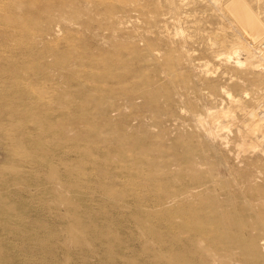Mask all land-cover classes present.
Wrapping results in <instances>:
<instances>
[{
  "label": "rangeland",
  "instance_id": "obj_1",
  "mask_svg": "<svg viewBox=\"0 0 264 264\" xmlns=\"http://www.w3.org/2000/svg\"><path fill=\"white\" fill-rule=\"evenodd\" d=\"M263 47L264 0H0V264H167L172 248L181 258L205 256L204 264H251L248 238L260 241L264 255V126L253 131L251 115L264 105V69L257 66ZM233 50L240 53L230 59ZM237 57L254 64L238 66ZM37 112L54 121L37 124ZM38 139L53 149L57 171L65 170L54 180L39 158ZM169 209L178 216L166 219ZM207 213L214 225L228 226L234 257L210 241L218 227L202 239L196 229L181 231L184 223L205 226ZM147 214L154 216L151 225L139 222ZM154 231L165 235L162 243ZM179 232L183 238L173 239ZM183 245L185 251L175 250Z\"/></svg>",
  "mask_w": 264,
  "mask_h": 264
},
{
  "label": "bare ground",
  "instance_id": "obj_2",
  "mask_svg": "<svg viewBox=\"0 0 264 264\" xmlns=\"http://www.w3.org/2000/svg\"><path fill=\"white\" fill-rule=\"evenodd\" d=\"M30 1V0H29ZM32 1V0H31ZM62 1V0H61ZM64 3V2H63ZM111 4V3H110ZM113 4V3H112ZM160 7V6H159ZM99 8H100V6H99ZM124 9V8H123ZM31 10V9H30ZM127 11V10H126ZM117 12V11H116ZM114 13V12H113ZM26 14V13H25ZM28 15V14H27ZM30 16V15H29ZM2 17V16H1ZM28 17V16H27ZM41 17V16H40ZM157 17V16H156ZM35 18V17H34ZM4 19V18H3ZM33 19V18H32ZM15 20H17V19H15ZM31 20V19H30ZM17 22V21H16ZM46 22V21H45ZM9 23V22H8ZM7 23V24H8ZM50 24V23H49ZM12 25H15V23L14 24H12ZM16 26V25H15ZM20 26V25H19ZM22 26V25H21ZM20 28H22V27H20ZM45 29V28H44ZM23 30V29H22ZM21 30V31H22ZM25 30V29H24ZM43 30V29H42ZM11 31V30H10ZM16 31H18V29L16 30ZM50 31V30H49ZM114 37V36H113ZM50 40V39H49ZM44 42V41H43ZM31 43V42H30ZM253 43V42H252ZM118 44V43H117ZM25 47V46H24ZM32 47V46H31ZM137 48V47H136ZM264 48V47H263ZM117 49V48H116ZM121 49V48H120ZM97 50H99V49H97ZM76 51H78V50H76ZM234 52H232V53H230V54H227V56H229V58L230 59H232V58H236L235 56H237L238 55V53H240V52H238L239 50H233ZM155 52V51H154ZM262 53H264V50L263 51H261ZM25 53V52H24ZM63 53V52H62ZM99 53V52H98ZM117 53V52H116ZM103 54V53H102ZM36 55V54H35ZM78 55V54H77ZM143 55V54H142ZM240 55V54H239ZM264 55V54H263ZM8 56V55H7ZM27 57H28V55H27ZM26 57V58H27ZM38 57V56H37ZM152 57V56H151ZM56 58V57H55ZM59 58V57H58ZM63 58V57H62ZM37 59V58H36ZM92 59H93V57H92ZM150 59V58H149ZM168 59V58H167ZM178 59V58H177ZM94 60V59H93ZM22 61V60H21ZM61 61V60H60ZM91 61V60H90ZM259 62V61H258ZM35 63V62H34ZM236 63H237V65L238 66H245V65H247V64H254V62H253V59H248V58H246L245 60H241L240 58H238L237 57V60H236ZM65 64V63H64ZM152 64V63H151ZM11 65V64H10ZM162 65V64H161ZM39 66V65H38ZM55 67H56V65H54ZM65 66V65H64ZM257 66L259 67V68H261V69H264V62H262V63H259V64H257ZM15 67H16V65H15ZM35 67H36V65H35ZM144 67V66H143ZM150 67H152V66H150ZM13 68V67H12ZM57 68V67H56ZM60 68V67H59ZM9 69V68H8ZM20 69V68H19ZM26 69V68H25ZM24 69V70H25ZM53 69V68H52ZM61 69V68H60ZM89 69V68H88ZM11 70H13V69H11ZM15 71H16V69H15ZM20 71V70H19ZM26 71V70H25ZM7 72V71H6ZM93 72H95V71H93ZM20 73V72H19ZM37 73V72H36ZM42 73V72H41ZM88 73V72H87ZM90 73H92V72H90ZM111 73V72H110ZM109 73V74H110ZM164 73V72H163ZM97 74V73H96ZM63 75V74H62ZM74 75V74H73ZM44 76V75H43ZM86 76V75H85ZM108 76V75H107ZM260 76V75H259ZM258 76V77H259ZM8 77V76H7ZM27 77V76H26ZM30 77V76H29ZM86 77H88V76H86ZM21 78V77H20ZM90 78V77H89ZM32 79V78H31ZM82 79V78H81ZM106 79V78H105ZM100 80V79H99ZM102 80V79H101ZM263 80V79H262ZM261 80V81H262ZM30 81V80H29ZM45 81V80H44ZM141 81V80H140ZM257 81V80H256ZM26 82V81H25ZM246 82V81H245ZM263 82V81H262ZM42 83V82H41ZM247 83H249V82H247ZM257 83H258V81H257ZM84 84V83H83ZM111 84V83H110ZM159 84V83H158ZM207 84H209V83H207ZM15 85V84H14ZM19 85V84H18ZM30 85V84H29ZM263 85V84H262ZM261 85V86H262ZM225 86V85H224ZM264 86V85H263ZM21 87V86H20ZM23 88V87H22ZM94 89V88H93ZM186 89V88H185ZM23 90V89H22ZM28 91V90H27ZM93 91V90H92ZM99 91H101V90H99ZM104 91V90H103ZM25 92H26V90H25ZM90 92V91H89ZM87 93V92H86ZM98 93V92H97ZM185 93H187V92H185ZM27 94V93H26ZM131 94V93H130ZM24 95V94H23ZM28 95V94H27ZM26 95V96H27ZM88 95V94H87ZM127 95V94H126ZM158 95V94H157ZM182 95V94H181ZM213 95V94H212ZM11 96V95H10ZM30 96V95H29ZM86 96V95H85ZM230 96H232V95H230ZM105 97V96H104ZM181 97V96H180ZM94 98V97H93ZM96 98V97H95ZM99 98V97H98ZM148 98V97H147ZM230 98V97H229ZM9 99V98H8ZM105 99V98H104ZM128 99V98H127ZM231 99V98H230ZM32 100V99H31ZM103 100V99H102ZM110 100V99H109ZM115 100V99H114ZM237 100V99H236ZM236 100H234V101H236ZM89 101V100H88ZM87 101V102H88ZM113 101V100H112ZM60 102H61V99H60ZM233 102V100L231 101V103ZM238 102V101H237ZM240 103V102H239ZM17 104V103H16ZM15 104V105H16ZM33 104V103H32ZM106 104V103H105ZM5 105V104H4ZM20 105V104H19ZM21 106H23V105H21ZM41 108H45L46 109V107H43V106H41V105H39ZM95 106V105H94ZM93 106V107H94ZM152 106V105H151ZM7 107V106H6ZM5 107V108H6ZM9 107V106H8ZM24 107V106H23ZM27 107V106H26ZM26 107H24V108H26ZM35 107V106H34ZM239 107V106H238ZM262 107H264V105H262V106H260V107H258L251 115H252V117H253V125H252V130L253 131H257V130H261L262 129V126H264V111L263 110H261V108ZM17 108V107H16ZM38 109H37V111H39V107H37ZM210 108V107H209ZM6 109H8V108H6ZM15 109V108H14ZM18 109V108H17ZM57 109V108H56ZM1 110V109H0ZM92 110V109H91ZM4 111V110H3ZM9 111V110H8ZM32 111H34V110H32ZM42 112H45V111H43V110H41ZM40 111V112H41ZM86 111V110H85ZM184 111V110H183ZM30 112V111H29ZM36 111H34V113H35ZM40 112H37V114L35 115V118H34V120L36 119L37 120V122H39V123H37V124H40V123H42V124H40V125H43V123H46L47 121H50V120H53V118L52 117H50L51 115H46L47 113H45L44 115L43 114H41ZM156 112V111H155ZM221 112V111H220ZM4 113V112H3ZM2 113V114H3ZM15 114H16V112H14ZM32 113V112H31ZM30 113V114H31ZM40 113V114H39ZM55 113V112H54ZM53 113V114H54ZM226 113H229L228 111L226 112ZM21 114H23V113H21ZM49 114V113H48ZM52 114V115H53ZM91 114V113H90ZM153 114V113H152ZM224 114V113H223ZM18 115V114H17ZM55 115V114H54ZM61 115V114H60ZM60 115H58V116H60ZM68 115V114H67ZM89 115V114H88ZM9 116V115H8ZM29 116V115H28ZM33 116H34V114H33ZM83 116V115H82ZM199 116V115H198ZM31 117H32V115H31ZM31 117H29V119L31 118ZM93 117V116H92ZM51 118V119H50ZM80 118V117H79ZM197 118V117H196ZM84 119V118H83ZM92 119V118H91ZM202 119V118H201ZM67 120V119H66ZM188 120V119H187ZM197 120V119H196ZM54 121V120H53ZM63 121V120H62ZM95 121V120H94ZM200 121V118H198V122ZM30 122V121H29ZM67 122V121H66ZM77 122V121H76ZM98 122V121H97ZM142 122V121H141ZM167 122V121H166ZM201 122V121H200ZM36 123V122H35ZM56 121L55 122H53V124H51V123H49L50 124V126H48V125H45L46 127L48 126V129L49 130H51V131H53L54 129H55V126H56ZM78 123V122H77ZM132 123V122H131ZM144 123H145V121H144ZM5 124V123H4ZM22 124V123H21ZM63 124V123H62ZM83 124V123H82ZM201 124V123H200ZM36 125V124H35ZM65 125V124H64ZM75 125V124H74ZM131 125V124H130ZM26 126H27V124H26ZM57 126H59V125H57ZM62 126V125H61ZM97 126V125H96ZM64 127V126H63ZM72 127V126H71ZM101 128H102V126H100ZM106 127V126H105ZM29 128V127H28ZM35 128V127H34ZM54 128V129H53ZM66 128H68V127H66ZM76 128V127H75ZM80 128V127H79ZM94 128V127H93ZM133 128H135V127H133ZM193 128H195V127H193ZM251 128V127H250ZM65 129V128H64ZM136 129V128H135ZM178 129H180V127L178 128ZM57 130H59L60 131V129H56V131ZM196 130V129H195ZM55 131V132H56ZM66 131V130H65ZM118 131V130H117ZM251 131V130H250ZM83 132V131H82ZM101 132V131H100ZM110 133H113L112 131H109ZM202 132V131H201ZM50 135H51V133H50V131L48 132ZM56 133H59V132H56ZM98 133V132H97ZM96 133V134H97ZM167 133V132H166ZM189 133V132H188ZM252 133V132H251ZM44 134H45V132H44ZM54 133H52V135H53ZM61 134V136H62V132L60 133ZM82 134V133H81ZM167 134H169V133H167ZM192 134H194V133H192ZM191 134V135H192ZM18 135V134H17ZM28 135H30V133L28 134ZM47 135V134H46ZM83 135V134H82ZM109 135V134H108ZM170 135V134H169ZM215 135V134H214ZM20 136V135H19ZM32 136V135H31ZM34 136V135H33ZM55 136H56V134H55ZM78 136H80V135H78ZM86 136L87 135H83V136H81V138L83 137L84 139H82V140H84L85 141V139H86ZM93 136V135H92ZM95 136L96 135H94L92 138H89L88 139V141H90L91 142V144H92V141H93V139L95 138ZM105 136V135H104ZM183 136V135H182ZM193 136V135H192ZM245 136V135H244ZM40 136H37L35 139H37V138H39ZM44 137V136H43ZM47 137H48V135L45 137L46 139H47ZM63 137H64V134H63ZM98 137V136H97ZM167 137V136H166ZM194 137V136H193ZM34 138V137H33ZM49 138V137H48ZM53 140H54V138H53V136L51 137ZM60 138V137H59ZM58 137H57V139H59ZM66 138V137H65ZM73 138V137H72ZM75 138H76V136H75ZM88 138V137H87ZM165 138V137H164ZM184 138V137H183ZM40 139V138H39ZM38 139V141H36V144L38 145V147H39V149H40V155H39V158H40V160L42 161V164L46 167L45 169L46 170H48V172H47V176H48V179L49 180H54V179H56V177L58 176V173L59 172H61V174H62V171L64 172L65 170H62V171H57V165H58V163H60V162H58L57 164L55 163V157H53L52 155H53V153H54V151H53V149L51 148H47L46 147V141H44L43 139L42 140H39ZM77 139V141H78V139L79 138H76ZM75 139V140H76ZM96 139V138H95ZM94 139V140H95ZM103 139V138H102ZM106 139V138H105ZM187 139H189V138H187ZM53 140H51V142L53 141ZM56 140V139H55ZM54 140V141H55ZM59 140H61V139H59ZM185 140V139H184ZM58 141V140H57ZM57 141H55V142H57ZM50 142V143H51ZM60 143L62 142V141H59ZM67 142H68V140H67ZM66 142V143H67ZM94 142H97V140L96 141H94ZM59 143V144H60ZM70 143V142H69ZM73 143L75 144L76 143V141H73ZM81 143H82V141H81ZM99 143V142H98ZM111 143V142H110ZM159 143V142H158ZM194 143V142H193ZM204 143V142H203ZM223 143V142H222ZM226 143V142H225ZM68 144V143H67ZM72 144V143H71ZM97 144V143H96ZM104 144V143H103ZM207 144V143H206ZM52 144H50L49 146H51ZM57 145V148H59L58 147V144H56ZM56 145H54L55 147H56ZM78 145V144H77ZM93 145H94V143H93ZM114 145V144H113ZM128 145V144H127ZM157 145V144H156ZM175 145V144H174ZM242 145H244L243 143H242ZM251 145H253V144H251ZM61 146V145H60ZM68 146H71V145H68ZM68 146H66L65 148H67ZM83 146V145H82ZM108 146V145H107ZM54 148V147H53ZM207 148V147H206ZM31 149V148H30ZM61 149V148H60ZM64 149V148H63ZM70 149V148H69ZM72 149V148H71ZM114 149V148H113ZM118 149V148H117ZM151 149V148H150ZM199 149V148H198ZM92 150V149H91ZM95 150V149H94ZM104 150V149H103ZM185 150V149H184ZM190 150V149H189ZM59 151V150H58ZM58 151H55V152H58ZM64 151V150H63ZM101 151V150H100ZM113 151V150H112ZM129 151V150H128ZM53 152V153H52ZM79 152V151H78ZM90 152V151H89ZM189 152V151H188ZM30 153V152H29ZM38 153V152H37ZM92 153H93V151H92ZM158 153V152H157ZM31 154V153H30ZM74 154V153H73ZM80 154H83V153H80ZM87 154V153H86ZM97 154H99V153H97ZM109 154V153H108ZM185 154V153H184ZM112 155V154H111ZM116 155V154H115ZM120 155V154H119ZM118 155V156H119ZM200 155V154H199ZM62 156V155H61ZM90 156V155H89ZM104 156H105V154H104ZM108 156V155H107ZM117 156V157H118ZM126 156V155H125ZM183 156V155H182ZM194 156V155H193ZM198 156V155H197ZM67 157V156H66ZM69 157V156H68ZM77 157V156H76ZM80 157H82V156H80ZM79 157V158H80ZM96 157V156H95ZM103 157V156H102ZM111 157V156H110ZM128 157V156H127ZM132 157V156H131ZM219 157V156H218ZM54 158V159H53ZM78 158V159H79ZM129 158V157H128ZM148 158V157H147ZM76 159V158H75ZM74 159V160H75ZM90 159V158H89ZM109 159V158H108ZM119 159V158H118ZM199 159V158H198ZM204 159V158H203ZM212 159V158H211ZM220 159V158H219ZM71 160H73V159H71ZM85 159L83 158V160L82 161H84ZM114 160V159H113ZM61 161H63V160H61ZM65 161H67V159L65 160ZM64 161V162H65ZM82 161H79V162H82ZM86 161V163H87V160H85ZM85 161L83 162V163H85ZM122 161V160H121ZM189 161V160H188ZM190 161H192V159L190 160ZM73 162V161H72ZM91 162V161H90ZM89 162V163H90ZM94 162V161H93ZM40 163V162H39ZM86 163H85V165H86ZM95 163V162H94ZM190 164L192 163V162H189ZM120 164V163H119ZM140 164V163H139ZM174 164V163H173ZM194 164V163H193ZM64 165V164H63ZM160 165V164H159ZM203 165V164H202ZM263 165V164H262ZM17 166V165H16ZM83 166V165H82ZM101 166V165H100ZM193 166V165H192ZM197 166V165H196ZM210 166V165H209ZM20 167V166H19ZM70 167V166H69ZM85 167V166H84ZM102 167V166H101ZM155 167V166H154ZM178 167V166H177ZM187 167V166H186ZM194 167V166H193ZM198 167V166H197ZM211 167V166H210ZM60 168V167H59ZM119 168V167H118ZM199 168V167H198ZM197 168V169H198ZM37 169V168H36ZM44 169V170H45ZM79 169V168H78ZM103 169V168H102ZM117 169V168H116ZM122 169V168H121ZM125 169V168H124ZM132 169V168H131ZM189 169V168H188ZM196 169V168H195ZM194 169V170H195ZM200 169V168H199ZM198 169V170H199ZM213 169V168H212ZM58 170H60V169H58ZM72 170V169H71ZM74 170H75V172H76V169L74 168ZM99 170V169H98ZM118 170V169H117ZM182 170V169H181ZM180 170V171H181ZM189 170H191L192 171V168H190ZM69 171V170H68ZM100 171V170H99ZM102 171V170H101ZM111 171H113V170H111ZM163 171V170H162ZM216 171V170H215ZM71 172H73V171H71ZM107 172V171H106ZM136 172V171H135ZM190 172V171H189ZM45 173V172H44ZM77 173V172H76ZM110 173H112V172H110ZM141 173V172H140ZM195 173H197V172H195ZM72 174H74V173H72ZM105 174V173H104ZM192 174H193V172H192ZM203 174H204V171H203ZM44 175V174H43ZM65 175H68V174H65ZM71 175V174H70ZM60 176V175H59ZM105 176V175H104ZM61 177V176H60ZM171 177H173V176H171ZM175 177H177V176H175ZM67 178V177H66ZM2 179V178H1ZM63 179H64V175H63ZM72 179H74V178H72ZM150 179H151V177H150ZM149 179V180H150ZM164 179V178H163ZM61 180V179H60ZM75 180V179H74ZM248 180H250L251 181V179H249L248 178ZM247 180V181H248ZM67 181H70L71 182V178H70V180H68L67 179ZM66 181V182H67ZM103 181V180H102ZM151 181H153V179H151ZM170 181H171V179H170ZM195 181H196V179H195ZM197 181H199V180H197ZM246 180H245V182H247ZM25 182V181H24ZM45 182V181H44ZM175 182V181H174ZM213 182V181H212ZM35 183H37V182H35ZM130 183V182H129ZM222 183V182H221ZM233 183V182H232ZM252 183V182H251ZM254 183V182H253ZM71 184V183H70ZM69 184V185H70ZM157 184H159V183H157ZM161 184V183H160ZM159 184V185H160ZM224 184V183H223ZM32 185V184H31ZM69 185H67V186H69ZM76 185L77 184H75V187H76ZM155 185V184H154ZM174 185V184H173ZM187 185V184H186ZM196 185V184H195ZM199 185H200V183H199ZM250 185V184H249ZM251 185H253V184H251ZM23 186V185H22ZM88 186V185H87ZM114 186V185H113ZM145 186V185H144ZM164 186V185H163ZM264 186V185H263ZM46 187V186H45ZM73 187V186H72ZM78 187V186H77ZM79 187H81V186H79ZM95 187V186H94ZM154 187V186H153ZM159 187V186H158ZM188 187V186H187ZM232 187V186H231ZM236 187V186H235ZM83 188V187H82ZM82 188H80L81 190H82ZM86 188V187H85ZM89 188V187H88ZM174 188V187H173ZM194 188H195V186H194ZM227 188V187H226ZM55 190H56V188H54ZM69 189V188H68ZM78 189V188H77ZM80 189H79V191H80ZM224 190H225V188H223ZM129 190H130V188H129ZM160 190V189H159ZM166 190V189H165ZM192 190V189H191ZM195 190H196V188H195ZM200 190V189H199ZM48 191V190H47ZM83 191V190H82ZM115 191V190H114ZM168 191H169V189H168ZM181 191V190H180ZM193 191H194V189H193ZM41 192V191H40ZM44 192H45V190H44ZM43 192V193H44ZM102 192V191H101ZM104 192V191H103ZM109 192V191H108ZM155 192H156V190H155ZM159 192V191H158ZM185 192V191H184ZM206 192V191H205ZM245 192V191H244ZM259 192V191H258ZM32 193V192H31ZM106 193V192H105ZM114 193V192H113ZM148 193V192H147ZM153 193V192H152ZM163 193V192H162ZM231 193V192H230ZM77 194V193H76ZM101 194V193H100ZM112 194V193H111ZM124 194V193H123ZM164 194H166V193H164ZM182 194H183V191H182ZM12 195V194H11ZM79 195V194H78ZM99 195V194H98ZM132 195V194H131ZM176 195V194H175ZM246 195V194H245ZM244 195V196H245ZM261 195V194H260ZM30 196V195H29ZM53 196H54V198H57L58 197V194H56V193H54L53 194ZM57 196V197H56ZM91 196V195H90ZM94 196V195H93ZM128 196V195H127ZM161 196V195H160ZM169 196H171V194L169 195ZM169 196L167 197V198H169ZM178 196V195H177ZM201 196V195H200ZM226 196V195H225ZM146 197V196H145ZM163 197V196H162ZM165 197V198H166ZM173 197H175V196H173ZM260 197V196H259ZM43 198H45V197H43ZM93 198V197H92ZM122 198V197H121ZM128 198H130V197H128ZM127 198V199H128ZM133 198V197H132ZM215 198V197H214ZM246 198V197H245ZM126 199V198H125ZM160 199H161V197H160ZM175 199V198H174ZM185 199V198H184ZM183 199V200H184ZM213 199V198H212ZM212 199H210V200H212ZM236 199V198H235ZM23 200V199H22ZM71 200V199H70ZM74 199H72L71 200V202L73 201ZM91 200V199H90ZM139 200V199H138ZM163 200H164V198H163ZM169 200V199H168ZM168 200H167V203H168ZM172 200V199H171ZM228 200V199H227ZM240 200V199H239ZM258 200V199H257ZM262 200V199H261ZM260 200V201H261ZM54 201V200H53ZM96 201V200H95ZM118 201H120V199L118 200ZM125 201V200H124ZM145 201V200H144ZM192 201V200H191ZM196 201V200H195ZM218 201V200H217ZM231 201V200H230ZM229 201V202H230ZM234 201V200H233ZM244 201V200H243ZM251 201V200H250ZM249 201V202H250ZM253 202H254V200H252ZM259 201V200H258ZM264 201V200H263ZM28 202V201H27ZM58 202V201H57ZM69 202V201H68ZM75 202V201H74ZM92 202V201H91ZM99 202V201H98ZM126 202V201H125ZM161 202V201H160ZM175 202V201H174ZM213 202H216V201H213ZM221 201H219V203H220ZM13 203V202H12ZM12 203H11V201H10V205H12ZM93 203V202H92ZM158 203H159V201H158ZM161 203H164V202H161ZM170 203V202H169ZM191 203V202H190ZM255 203H257L256 201H255ZM7 204H9V203H7ZM53 204H55V203H53ZM68 204V203H67ZM127 204V203H126ZM138 204V203H137ZM140 204V203H139ZM144 204V203H143ZM147 204V203H146ZM181 204V203H180ZM186 204V203H185ZM223 203H221L220 205H222ZM224 204H226V202L224 203ZM236 204V203H235ZM244 204V203H243ZM113 205V204H112ZM117 205V204H116ZM155 204H153V206H154ZM158 205V204H157ZM156 205V207L158 208V206ZM161 205V204H160ZM159 205V206H160ZM206 205V204H205ZM211 204H209L208 206L209 207H212V206H210ZM229 205H231V202H230V204ZM3 206V205H2ZM137 206V205H136ZM163 206V205H162ZM161 206V207H162ZM166 206V205H165ZM185 206V205H184ZM196 206V205H195ZM207 206V207H208ZM218 206V205H217ZM223 206V205H222ZM233 206V205H232ZM243 206V205H242ZM259 206V205H258ZM0 207H1V205H0ZM7 207V206H6ZM21 207V206H20ZM54 207V206H53ZM76 207V206H75ZM92 207V206H91ZM110 207V206H109ZM121 207H124V206H121ZM133 207V206H132ZM160 207V208H161ZM164 207V206H163ZM167 208H172V207H168V206H166ZM202 207H203V205H202ZM220 206H218L217 207V210H219L218 208H219ZM236 207V206H235ZM256 207H257V205H256ZM263 207V206H262ZM3 208V207H2ZM8 208V207H7ZM11 208V207H10ZM13 208V210L16 208H14V207H12ZM102 208V207H101ZM115 208V207H114ZM204 208H205V206H204ZM239 208H241V207H239ZM245 209V213H246V211L248 210L246 207H244ZM255 208V207H254ZM4 209V208H3ZM62 209V208H61ZM106 209H107V206H106ZM131 209V208H130ZM140 209V208H139ZM175 209V208H174ZM174 209H172V211L174 210ZM195 210V209H197V208H192V210ZM209 210H211L212 212H214L213 211V208H208ZM230 209H233V208H230ZM236 209H237V207H236ZM250 209V208H249ZM32 210H33V208H32ZM69 210V209H68ZM153 210V209H152ZM168 210V209H167ZM170 210L171 209H169V211L167 212L166 211V213H165V218L166 219H170V218H175L176 216H178V215H175L176 213V211H174V212H170ZM185 210V209H184ZM184 210H183V212H184ZM187 210V209H186ZM189 210V209H188ZM187 210V211H188ZM191 209H190V211H192ZM193 210V211H194ZM258 210V209H257ZM257 210L255 211L256 212V214L258 213L257 212ZM9 211V210H8ZM25 211V210H24ZM139 211V210H138ZM142 211V210H141ZM177 211H178V208H177ZM181 210H179V212H180ZM186 211V212H187ZM190 211H188L189 213H190ZM192 211V212H193ZM196 211V210H195ZM219 211H221V210H219ZM232 211V210H231ZM236 211V210H235ZM238 211V210H237ZM236 211V213H237V215H238V212ZM241 211V210H240ZM250 211V210H249ZM253 208H252V212H251V214L253 213ZM262 211H264V210H262ZM1 212V211H0ZM3 212V211H2ZM21 212V211H20ZM36 212V211H35ZM52 212V211H51ZM142 212H144V211H142ZM142 212H140L141 214H142ZM187 212V213H188ZM191 212V213H192ZM198 212V211H197ZM207 212V211H206ZM209 212V211H208ZM221 212H223V211H221ZM220 212V214H222ZM228 212H230V210H228ZM11 213H13V211L11 212ZM16 213V212H15ZM180 213H182V212H180ZM194 213V216H196V214H195V212H193ZM215 213H217L216 211H215ZM215 213L213 214V216L215 215ZM226 213V212H225ZM261 213V212H260ZM259 213V214H260ZM264 213V212H263ZM17 214V213H16ZM16 214H13V215H15L16 216ZM23 214V213H22ZM81 214H82V212H81ZM130 214H131V212H130ZM145 214V213H144ZM208 215L210 214V217H212L211 216V214L212 213H207ZM218 214V213H217ZM216 214V215H217ZM220 214H218V215H220ZM235 214V213H234ZM248 214V213H247ZM254 214V213H253ZM1 215V214H0ZM12 215V216H13ZM73 215V214H72ZM120 215V214H119ZM148 216H147V218L145 219V218H143V220H139V222H142V223H145L146 222V224L148 225H151V222H154V216L153 215H149V214H147ZM186 215V214H185ZM227 215H229V214H226V216ZM231 215H233V214H231ZM236 215V216H237ZM240 215H242V214H240ZM239 215V216H240ZM6 216V215H5ZM18 216V215H17ZM23 216H25V215H23ZM83 216H84V214H83ZM138 216V215H137ZM144 216V215H143ZM188 216H191V215H189V214H187V217ZM234 216V215H233ZM243 216V215H242ZM241 216V217H242ZM256 216V215H255ZM1 217H3V216H1ZM20 217H22L21 215H20ZM25 217H27V216H25ZM40 217V216H39ZM80 217V216H79ZM78 217V218H79ZM206 217V216H205ZM209 217V218H210ZM216 216H214V218H215ZM217 217H221V216H217ZM216 217V218H217ZM240 217V218H241ZM244 217V216H243ZM37 219H38V217H36ZM77 218V221L78 220H81V219H84V217H80V219H78ZM111 218V217H110ZM124 218V217H123ZM141 218V217H140ZM157 218H158V216H157ZM196 217H194V219H195ZM198 218V217H197ZM196 218V219H197ZM209 218H206V219H209ZM223 218V217H222ZM237 218V217H236ZM235 218V219H236ZM250 218H252V217H250ZM254 218V217H253ZM256 218H257V216H256ZM256 218L255 219H252V222H254L253 220H256ZM263 218H264V216H263ZM22 219H24L23 217H22ZM26 219H31V218H29V216H28V218H26ZM32 219H35V218H32ZM74 219H76V217L74 218ZM117 219V218H116ZM115 219V220H116ZM218 219V218H217ZM225 219H227V218H225ZM234 219V218H233ZM242 219V218H241ZM249 219V218H248ZM21 219H19V221H20ZM39 220V219H38ZM38 220H35L34 221V223L36 222V221H38ZM44 220V219H43ZM93 220V219H92ZM106 220V219H105ZM161 220H162V218H161ZM212 220V221H211ZM216 221V219H213V217L212 218H210L209 219V221L210 222H208L207 224H205V226H203V227H201V228H195L194 227V225L193 224H190V223H184V226H182V224H181V231H184V232H186V231H190V230H195L196 229V231H198V238L199 237H201V239L202 238H204V237H208L209 238V235H211V234H209L208 235V229L211 227V229L213 228V226H214V228L215 227H218V229L220 230V235L217 237V235L216 236H213L212 237V235H211V237H212V239L213 240H210V239H208L207 238V240L209 241H211V242H213L215 245H217V246H222V248H227V249H231L232 250V253H233V257H234V236H231V237H225V234L226 233H228V230H229V228H228V226H226L225 225V223H223V224H218L217 222H216V224L214 225V222L213 221ZM259 220V221H258ZM257 220V222H260V219H258ZM23 221V220H22ZM26 221V220H25ZM28 221V220H27ZM33 221V220H32ZM68 221V220H67ZM103 221V220H102ZM126 221V220H125ZM208 220H206L205 222H207ZM222 221V220H221ZM243 219L241 220V224H243ZM11 222V221H10ZM29 222V221H28ZM31 222V221H30ZM29 222V223H30ZM41 222H42V220H41ZM74 222H76V220L74 221ZM80 223H81V221H79ZM84 222V221H83ZM112 222H113V220H112ZM129 222V221H128ZM127 222V223H128ZM134 222V221H133ZM170 222H171V220H170ZM220 222V221H219ZM231 222V221H230ZM256 222V221H255ZM22 223V222H21ZM33 223V224H34ZM43 223V222H42ZM77 223V222H76ZM110 223V222H109ZM130 223V222H129ZM136 223H138V222H136ZM244 223H245V221H244ZM1 224V223H0ZM40 224V223H39ZM37 225V224H34L33 226H35L36 227V225L37 226H39V228H40V225ZM124 224V223H123ZM239 224V223H238ZM258 224V223H257ZM26 225H28V224H26ZM31 225V224H30ZM72 225H74V223H72ZM75 225H77V224H75ZM83 225H85V223L84 224H82V225H80V227L81 228H84V226ZM173 225V224H172ZM169 226V227H167V229H173V228H175V226L176 227H179L178 225H175L174 227L173 226ZM244 225V224H243ZM243 225H241L242 227H243ZM254 225V224H253ZM262 225V224H261ZM1 226V225H0ZM32 226V227H33ZM58 226V225H57ZM83 226V227H82ZM101 226V225H100ZM117 226V225H116ZM155 226V225H154ZM207 226V227H206ZM238 226H240V225H238ZM259 225H257V227H258ZM24 227V226H23ZM29 227V226H28ZM68 227V226H67ZM78 227H79V224H78ZM115 227V226H114ZM127 227H128V225H127ZM146 227V226H145ZM173 227V228H172ZM200 227V226H199ZM232 227H234V221H233V223H232ZM252 227V226H251ZM255 227V226H254ZM29 228H31V226L29 227ZM37 228V227H36ZM35 228V229H36ZM38 228V229H39ZM51 228V227H50ZM86 228V227H85ZM118 228V227H117ZM149 228V227H148ZM159 228V227H158ZM208 228V229H207ZM253 228V227H252ZM251 228V230L253 231V229ZM262 228V227H261ZM32 229V228H31ZM34 229V228H33ZM71 229V228H70ZM108 229V228H107ZM115 229V228H114ZM165 229V228H164ZM179 230H180V227L178 228ZM233 229V228H232ZM236 229V228H235ZM15 230V229H14ZM19 230V229H18ZM47 230V229H46ZM81 230V229H80ZM149 230V229H148ZM243 230H245V228L243 229ZM256 230H258V229H256ZM263 230H264V228H263ZM100 231H102V230H100ZM112 231V230H111ZM131 231V230H130ZM150 231V230H149ZM174 231H175V229H174ZM177 231V230H176ZM211 231V230H210ZM213 231V230H212ZM249 231H250V229H249ZM26 232V231H25ZM155 232V231H154ZM173 232V231H172ZM219 232V231H218ZM233 233H234V231H232ZM236 232H238V231H236ZM246 233L248 232V230H246L245 231ZM251 232V231H250ZM263 232V231H262ZM20 233V232H19ZM45 233V232H44ZM46 233H47V231H46ZM52 233V232H51ZM156 233V232H155ZM154 233V234H155ZM169 233H171V232H169ZM211 233H214V232H211ZM215 233H217V231L215 232ZM249 233V232H248ZM247 233V234H248ZM25 235H26V233H24ZM43 234V233H42ZM71 234V233H70ZM100 234V233H99ZM107 234H110V233H107ZM147 234V233H146ZM195 234V233H194ZM206 234H207V236H206ZM244 234V233H243ZM252 234V233H251ZM36 235V234H35ZM35 235H34V237H35ZM62 235V234H61ZM100 235H103V234H100ZM105 235H106V233H105ZM122 235V234H121ZM131 235V234H130ZM153 235V234H152ZM171 235V234H170ZM173 235V234H172ZM183 235V234H182ZM181 235V233L179 232V233H177V234H174V236H173V239H174V237L177 239V240H180L181 238H183V236ZM215 235V234H214ZM237 235V234H236ZM253 235V234H252ZM26 236H28V234L26 235ZM30 236V238H32V240H35V239H33V237H31L32 235L30 234L29 235ZM29 236H28V238H29ZM56 236V235H55ZM127 236V235H126ZM149 236V235H148ZM154 236H156V237H154V238H157V242L160 244V242L162 243V237H164V236H162V234L160 235V232L159 233H156ZM239 236V235H238ZM238 236L236 237V238H238ZM241 236V235H240ZM250 236V235H249ZM254 236V235H253ZM253 236H252V238H253ZM13 237V236H12ZM23 237H25V236H23ZM45 237H47L46 235H45ZM110 237V236H109ZM116 237H117V235H116ZM152 237V236H151ZM194 237H196V235L194 236ZM264 237V236H263ZM263 237H261V239L263 238ZM27 238V239H28ZM40 239H41V234H40V237H39ZM43 238H44V236H43ZM50 238H51V236H50ZM55 238V237H54ZM56 238H58V237H56ZM95 238H97V237H95ZM112 238V237H111ZM133 238V237H132ZM136 238V237H135ZM153 238V239H154ZM228 238V239H227ZM247 238V237H246ZM245 238V239H246ZM2 239V238H1ZM23 239V238H22ZM45 239V238H44ZM43 239V240H44ZM94 239V238H93ZM101 239H102V237H101ZM110 239V238H109ZM119 239V238H118ZM130 239V238H129ZM196 239H197V237H196ZM241 239V238H240ZM30 240V239H29ZM47 240V239H46ZM103 240H105V239H103ZM132 240V239H131ZM172 240V239H171ZM204 240H206V239H204ZM204 240H202V241H204ZM257 239H251V238H248V240H247V242L245 243V245H246V251H247V253L245 254V255H248V257L250 258V260L249 259H247L248 261H250V263L251 264H257L256 262H260L262 259H264V255L263 254H261L260 253V249H259V247H258V244H260V243H258V242H260V241H256ZM260 240V239H259ZM39 241V240H38ZM42 241V240H41ZM59 241V240H58ZM64 241V240H63ZM66 241V240H65ZM64 241V242H65ZM98 241V240H97ZM121 241V240H120ZM209 241V242H210ZM17 242V241H16ZM19 242V241H18ZM111 242H113V241H111ZM148 242V241H147ZM183 242V241H182ZM44 243V242H43ZM48 243V242H47ZM55 243H57V242H55ZM104 243V242H103ZM116 243V242H115ZM115 243H113V244H115ZM134 243V242H133ZM176 243V242H175ZM204 243H205V241H204ZM244 243V242H243ZM242 243V244H243ZM41 244V243H40ZM104 244H106V243H104ZM132 244V243H131ZM149 244V243H148ZM163 244H164V242H163ZM167 244H170V243H167ZM172 244V243H171ZM174 244V243H173ZM177 244V243H176ZM183 244V243H182ZM208 244V243H207ZM57 245V244H56ZM97 245H99V244H97ZM122 245V244H121ZM139 245H141L140 243H139ZM147 245V244H146ZM179 245V244H178ZM193 245V244H192ZM191 245V246H192ZM244 245V244H243ZM22 246V245H21ZM29 246H30V244H29ZM49 246H51V245H48V247ZM107 246V245H106ZM164 246H167V245H164ZM161 247V249H163L162 250V253H164V250H166V248H171L172 247V245H169L170 247ZM174 246H176V245H173V247ZM185 245H183L180 249H175V250H177V251H179V250H182V251H185V247H184ZM211 246V245H210ZM39 247V246H38ZM119 247V246H118ZM126 247V246H125ZM209 247V246H208ZM100 248V247H99ZM221 248V247H220ZM219 248V249H220ZM242 248V247H241ZM5 249V248H4ZM6 249H8V247L6 248ZM37 249V248H36ZM56 249V248H55ZM60 249V248H59ZM72 249V248H71ZM22 250V249H21ZM44 250V249H43ZM97 250H99V249H97ZM109 250V249H108ZM113 250V249H112ZM137 250V249H136ZM24 251V250H23ZM27 251V250H26ZM86 251V250H85ZM135 251V250H134ZM140 251H142V250H140ZM145 251V250H144ZM158 251H159V249H158ZM168 251H169V257L166 259V263L167 264H173V263H175L176 261H180V262H182V261H188L190 264L191 263H193V264H204V259L206 258L205 256H203V257H205V258H201L200 260H199V258H198V261H196V259H192V257L190 258L189 256H187V258H181V257H179V255L177 254V252L176 251H174V249L172 248V250L171 249H168ZM47 252V251H46ZM83 252V251H82ZM94 252V251H93ZM189 252H191V251H189ZM195 252V251H194ZM67 253V252H66ZM80 253V252H79ZM105 253V252H104ZM159 255H161L159 252H157ZM0 254L1 255H3V249L1 248V246H0ZM14 254H15V252H14ZM37 254V253H36ZM56 254V253H55ZM133 254H135V253H133ZM138 254V253H137ZM136 254V255H137ZM154 254V253H153ZM157 254V255H158ZM168 254V253H167ZM202 254V253H201ZM45 255H46V253H45ZM66 255V254H65ZM94 255V254H93ZM126 255V254H125ZM146 255V254H145ZM187 255H189V254H187ZM132 257L131 258H133L134 256L133 255H131ZM191 256V255H190ZM194 256V255H193ZM202 256V255H201ZM25 257V256H24ZM28 257V256H27ZM26 257V258H27ZM30 257V256H29ZM44 257V256H43ZM71 257V256H70ZM127 256H125V258H126ZM195 257V256H194ZM193 257V258H194ZM197 257V256H196ZM199 257V256H198ZM45 258V257H44ZM73 258V257H72ZM105 258V257H104ZM139 258V257H138ZM155 258V257H154ZM156 258H158V257H156ZM2 259V258H1ZM88 259V258H87ZM136 259H137V256H136ZM134 260V259H133ZM206 260V259H205ZM87 261V260H86ZM126 261V260H125ZM202 261V262H201ZM30 263V262H29ZM43 263V262H42ZM56 263V262H55ZM70 263V262H69ZM210 263V262H209ZM208 263V264H209ZM8 264V263H7ZM39 264H41V263H39ZM100 264V263H99ZM117 264V263H116ZM128 264V263H127ZM156 264H164V262L162 261V259L161 260H159V259H157V262H156ZM179 264V263H178Z\"/></svg>",
  "mask_w": 264,
  "mask_h": 264
}]
</instances>
